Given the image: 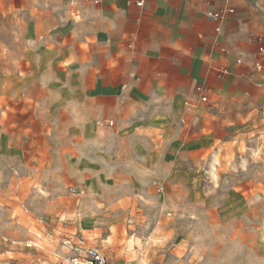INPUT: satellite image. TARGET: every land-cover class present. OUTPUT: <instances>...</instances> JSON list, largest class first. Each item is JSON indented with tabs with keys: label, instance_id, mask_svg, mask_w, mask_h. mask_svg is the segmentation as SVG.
I'll list each match as a JSON object with an SVG mask.
<instances>
[{
	"label": "crops",
	"instance_id": "crops-1",
	"mask_svg": "<svg viewBox=\"0 0 264 264\" xmlns=\"http://www.w3.org/2000/svg\"><path fill=\"white\" fill-rule=\"evenodd\" d=\"M97 1L0 2L12 49L0 97L16 105L6 138L18 170L96 163L110 185H203L208 157L213 170L233 140L264 128V69L254 65L264 0ZM229 7L222 20L207 15Z\"/></svg>",
	"mask_w": 264,
	"mask_h": 264
},
{
	"label": "rangeland",
	"instance_id": "rangeland-1",
	"mask_svg": "<svg viewBox=\"0 0 264 264\" xmlns=\"http://www.w3.org/2000/svg\"><path fill=\"white\" fill-rule=\"evenodd\" d=\"M2 16L0 65H9ZM1 98L0 264H63L72 254L63 239L77 229L112 264H264V128L233 140L229 155L218 153L219 185L212 181V156L198 168L203 185L158 193L151 184L110 185L111 171L96 163L67 164L55 175L18 170L19 156L6 138L16 131V105ZM237 228L247 234L236 236Z\"/></svg>",
	"mask_w": 264,
	"mask_h": 264
},
{
	"label": "built area",
	"instance_id": "built-area-1",
	"mask_svg": "<svg viewBox=\"0 0 264 264\" xmlns=\"http://www.w3.org/2000/svg\"><path fill=\"white\" fill-rule=\"evenodd\" d=\"M96 2L98 1L96 0ZM144 2L145 0H138L136 4L138 6H142ZM234 11L235 9L233 7H229L226 11L208 10L207 15L215 19L222 20L225 18L226 12L233 13ZM258 42V57L260 60H257L254 65L257 70H261L264 69V32L258 36ZM238 61L242 62V59H239ZM223 71L225 73L228 72L227 69H223ZM197 90L201 95V99L206 101L208 92L207 87L199 85L197 86ZM153 185L156 187L158 193H162L164 191V186L158 181H154ZM63 244L69 247L72 251V254L65 259L63 264H112L107 255H105L96 246H92L88 243V238L80 229L66 235L63 239ZM35 246L38 245L35 244Z\"/></svg>",
	"mask_w": 264,
	"mask_h": 264
},
{
	"label": "bare ground",
	"instance_id": "bare-ground-1",
	"mask_svg": "<svg viewBox=\"0 0 264 264\" xmlns=\"http://www.w3.org/2000/svg\"><path fill=\"white\" fill-rule=\"evenodd\" d=\"M215 158H216L215 161L219 162L218 156H216ZM212 175L215 179H218V172H217V167L215 166V164L213 165Z\"/></svg>",
	"mask_w": 264,
	"mask_h": 264
}]
</instances>
